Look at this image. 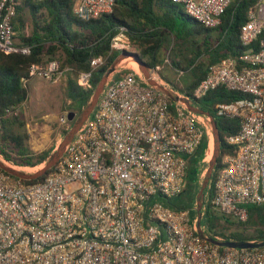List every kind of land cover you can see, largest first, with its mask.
<instances>
[{"label": "built area", "instance_id": "built-area-1", "mask_svg": "<svg viewBox=\"0 0 264 264\" xmlns=\"http://www.w3.org/2000/svg\"><path fill=\"white\" fill-rule=\"evenodd\" d=\"M116 1L73 0V13L97 19ZM170 1L203 28L216 29L233 0ZM16 6V0H0V51L29 55L31 47L14 30ZM239 41L238 57L210 64L191 95L180 96L198 101L218 88L240 95L214 106L217 117L238 122V131L224 138L230 153L215 171L206 206L243 223L250 206L264 204V0L247 10ZM130 48L122 30L111 38L112 51ZM103 63L96 57L90 66ZM70 73L57 58L28 68L30 79L52 84ZM90 78L81 72L76 83L85 87ZM204 119L134 69H118L42 181L24 184L0 172V264H264V247L220 251L201 239L196 205H168L186 187L188 158L207 133Z\"/></svg>", "mask_w": 264, "mask_h": 264}, {"label": "trees", "instance_id": "trees-1", "mask_svg": "<svg viewBox=\"0 0 264 264\" xmlns=\"http://www.w3.org/2000/svg\"><path fill=\"white\" fill-rule=\"evenodd\" d=\"M16 2L14 30L19 32L24 28L23 15L28 13L32 22V32L29 36H19V40L23 45L31 47V53L20 55L5 54L0 51V157L7 164L29 172L23 167H36L50 156L49 151L35 153L30 149L29 135L25 130L26 124L19 115V108L28 98L27 90L22 83L30 79L29 66L42 62L44 57L55 58L54 56L59 53L62 56L61 68H70L69 75L72 74L67 78L66 90L73 106L81 112L90 101L97 83L107 68L120 53H125L110 49L111 38L122 30L129 38L131 46L137 50L133 54L138 55L142 61L147 58L148 61L145 63L166 83L169 82L158 72L164 54L173 51L175 47L177 49L192 47L193 54L188 60V67L183 68L176 61H172L171 64L175 69L183 71L192 67L191 73L194 77L190 83L182 89L173 86V89L181 94L190 96L192 90L205 77L206 69L210 64L227 57L236 58L242 53L239 29L246 20L247 10L255 0H233L216 29L203 28L197 21L183 13L181 6L173 4L170 0H117L110 13L89 21L75 16L73 0L42 3L33 0H16ZM202 56L205 57L206 62L196 63ZM96 57L103 58L104 63L92 69L90 61ZM81 72L91 73L90 82L85 87L76 83V76ZM155 81L161 86L164 85L158 78H155ZM239 97L237 93L218 88L196 101L201 109L213 116L221 140L220 154L204 191V206L206 200L211 197L212 181L215 171L220 166L221 158L224 154L230 153L224 138L238 131V122L234 119L217 117L214 106L217 103L231 102ZM17 110L18 113L15 114ZM207 144L208 139L204 135L195 154L188 158L186 187L179 197L168 203L172 208L184 209L196 205V195L201 185L196 187L194 166L205 154ZM50 172L51 169L36 180L19 181L24 184L40 182ZM200 226H206L207 230L203 232L219 240L262 241L264 240V204L250 206L246 222L240 223L223 217L212 210L208 203ZM219 250L223 251V248Z\"/></svg>", "mask_w": 264, "mask_h": 264}, {"label": "rangeland", "instance_id": "rangeland-1", "mask_svg": "<svg viewBox=\"0 0 264 264\" xmlns=\"http://www.w3.org/2000/svg\"><path fill=\"white\" fill-rule=\"evenodd\" d=\"M181 11L185 13V8L181 7ZM23 19L25 21V26L21 31L17 32L18 38L21 35L29 36L32 32V22L28 13H25L23 15ZM188 25L190 26V24ZM128 52L136 53L137 50L131 46ZM192 54V47H188L186 49L185 47L180 49H177V47H175L173 51H168L164 54V58L161 61V68L158 72L170 84L166 83L161 79L160 76H158L157 78L164 84L163 87L169 90H173L179 95H182L180 92L173 89V86L178 87L179 89L186 87L194 77V75H192L191 73L192 67L189 70L183 71L180 69H175V67L171 66V64L172 61H176L181 67L186 68L188 67V60L190 59ZM54 57L59 61L62 60V56L59 53H57ZM47 59L50 58L44 57L45 61ZM143 61L147 62L148 60L147 58H145ZM205 62L206 59L202 56L196 63ZM121 63L122 68L127 67L138 72L136 70L137 66L134 63L132 57L123 59ZM69 76V74L64 75L57 83L54 84L39 78H32L22 83L27 90L28 98L26 103L19 108V115L26 124L25 130L29 135L28 145L30 149L35 153H39L44 150L49 151L57 143H59L58 146L61 144L64 136L70 130L74 121H66V123L62 125L58 122L59 117L63 115L66 118L68 112L70 111L75 112L77 116L80 113V111H78L76 107H74L71 103L69 94L66 90V82ZM210 130L211 128L209 127V125H207V134ZM213 152L214 142L212 153L210 154V150H207L203 157L195 163L194 168L196 170V187H199L201 185L205 177L208 163L213 156ZM0 159L2 160L1 157ZM44 164L45 162L37 165L36 167L23 168L29 170V173H34L42 169L44 167ZM15 168L18 169V167Z\"/></svg>", "mask_w": 264, "mask_h": 264}, {"label": "water", "instance_id": "water-1", "mask_svg": "<svg viewBox=\"0 0 264 264\" xmlns=\"http://www.w3.org/2000/svg\"><path fill=\"white\" fill-rule=\"evenodd\" d=\"M127 57H132L134 63L140 70L141 74L145 78L147 84L154 89L158 90L161 92L163 95H165L169 100L175 103H182L186 106V108L199 116L206 117L209 120V127L211 128L212 136H213V142H214V152L213 156L208 163L207 171L205 174V177L203 179V182L201 184V187L196 195V213H197V234L198 236L206 241L207 243H210L213 246H216L218 248H223V249H256V248H261L264 247V240L262 241H233V240H219L216 239L212 236H209L205 234L201 230V212H202V207H203V201H204V191L207 188L209 181L212 176L213 169L217 163V159L220 154V145H221V140L220 136L214 121L213 116L201 109L196 101L189 99L187 97H182L180 96L177 92L173 90H169L160 84H158L152 77L153 74V69H151L144 61H142L138 55L125 52V53H120V55L111 63V65L107 68L99 82L97 83L90 101L86 104V106L82 109V111L79 113L77 118L75 119L76 113L73 111L68 112L66 118L68 122H73L72 127L70 130L67 132V134L64 136L63 141L61 144L50 154V156L47 158L45 161L44 167L34 173H29L25 172L22 170H19L15 167H12L8 165L6 162L3 160H0V170L8 175H10L13 178H16L18 180H23V181H32L36 180L43 175L46 174V172L50 169H52L55 164L58 162L59 158L62 156L64 153V150L66 146L70 143L72 140L73 136L77 132V130L81 127V125L87 120V118L90 116L92 113L94 107L96 106V103L98 101V98L109 80V78L121 67V61Z\"/></svg>", "mask_w": 264, "mask_h": 264}, {"label": "bare ground", "instance_id": "bare-ground-1", "mask_svg": "<svg viewBox=\"0 0 264 264\" xmlns=\"http://www.w3.org/2000/svg\"><path fill=\"white\" fill-rule=\"evenodd\" d=\"M131 64V63H130ZM136 70L139 72V74H141L140 73V71H139V69L136 67ZM153 75V79L155 80V78H157V75H155V74H152ZM204 120H206V122H205V124L206 125H209V120H208V118H206L205 117V119ZM206 136H207V139H208V144H207V149H206V151L208 150H210V154L212 153V151H213V138H212V132H211V130L210 131H208V134L206 133Z\"/></svg>", "mask_w": 264, "mask_h": 264}, {"label": "crops", "instance_id": "crops-1", "mask_svg": "<svg viewBox=\"0 0 264 264\" xmlns=\"http://www.w3.org/2000/svg\"><path fill=\"white\" fill-rule=\"evenodd\" d=\"M58 144L57 143L55 146H53L50 150H49V155L58 147Z\"/></svg>", "mask_w": 264, "mask_h": 264}, {"label": "flooded vegetation", "instance_id": "flooded-vegetation-1", "mask_svg": "<svg viewBox=\"0 0 264 264\" xmlns=\"http://www.w3.org/2000/svg\"><path fill=\"white\" fill-rule=\"evenodd\" d=\"M77 118V115H76V117H75V119ZM75 119H74V121H75Z\"/></svg>", "mask_w": 264, "mask_h": 264}]
</instances>
